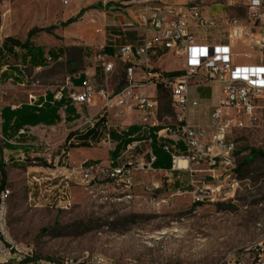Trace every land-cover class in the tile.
<instances>
[{"label": "rangeland", "instance_id": "rangeland-1", "mask_svg": "<svg viewBox=\"0 0 264 264\" xmlns=\"http://www.w3.org/2000/svg\"><path fill=\"white\" fill-rule=\"evenodd\" d=\"M67 1L0 0L2 40L30 39L46 50L65 49L64 55L51 60L47 67L27 69L23 84L2 80L0 73V112L5 105L36 100L47 91H78L70 75L86 67L99 68V23L84 17L90 11L102 10L103 5L100 1ZM196 1H201L203 14L219 24L212 29H196L197 36L206 35L210 41L226 35L230 19L246 18L243 9L228 7L226 0ZM248 51L234 49L240 54ZM239 62L249 64L251 60ZM153 64L164 72L180 68L174 56L162 51L153 57ZM93 78L96 89L119 90L126 84L125 67L118 63L107 77L99 70ZM157 90V118L163 124L174 125L176 115L170 112V95ZM149 93L154 96V89L150 88ZM66 126L72 127L59 123L55 128H29L23 140L28 142L27 152H12L3 148L0 118V162L5 163L6 155L25 161L5 163L6 188L10 190L9 233L15 240L34 245L36 260L90 262L98 258L102 264H228L235 260L251 264L257 247L261 245L264 253V157L252 153L254 149L264 152V113H258L251 126L234 131L237 162L246 160L238 172L241 182L226 200L214 202L195 200L189 176H184L185 184L179 186L167 182L164 175L138 168L131 197L114 199L90 194L77 179V184H71L72 206L62 208L55 201L58 188L53 186L58 180L49 179L52 172L56 169V174H61L85 161L106 166L110 158V146L105 143L63 154L68 151L64 146ZM14 142L11 140V144ZM147 147L127 152L120 163L147 162L143 157ZM65 164L66 169H61ZM32 174L42 177L40 185L31 179ZM192 179L198 181L196 185L208 180L199 172ZM13 263L8 258L0 259V264Z\"/></svg>", "mask_w": 264, "mask_h": 264}, {"label": "built area", "instance_id": "built-area-1", "mask_svg": "<svg viewBox=\"0 0 264 264\" xmlns=\"http://www.w3.org/2000/svg\"><path fill=\"white\" fill-rule=\"evenodd\" d=\"M134 2L138 5L136 14L124 22L122 30L138 31L141 39L136 46L126 43L119 50L126 60V84L114 91L108 87L96 89L86 81L81 91L69 92L67 96L74 104L98 106L88 123L93 128L98 121L104 120L105 129H100L102 143L113 142L110 129L126 130L132 125L138 129L131 135L133 141L125 151L115 160L109 159L106 166L85 161L67 169L66 164L62 165L61 169L66 170L61 174H56V169L52 172L49 179L58 180L53 186L58 188L55 201L64 209L72 206L71 184L77 179L80 180L78 185H84L90 194L114 199L131 197L136 185L134 171L138 168L164 175L167 182H177L179 186L185 184L184 176H189L197 202L224 201L241 182L233 134L235 130L251 126L257 114L264 113V0H226L228 7L243 9L246 18L230 19L226 35L212 41L206 35L195 34L196 29H212L219 25L216 19L203 14L201 1L188 0L182 4H162L160 0ZM3 44L0 34V49ZM235 48L249 51L240 54L234 52ZM161 51L178 60L177 74L166 75L154 66L153 57ZM252 51L259 54L253 55ZM240 59L251 60V63L241 64ZM96 61L106 74L115 69L106 53H98ZM212 84L219 90L216 105L194 115L201 99L193 93ZM159 85L170 95L176 115L174 125L163 124L157 118ZM150 88L154 89V96L149 93ZM62 91L61 88L56 93L57 98H61ZM26 131L27 128H23L19 134ZM154 141L170 156L169 169L154 167ZM142 145L148 146L143 153L147 162L138 165L131 161L120 163L127 152L140 150ZM67 152L63 151V154ZM10 159L6 155L5 163ZM182 161L186 162L185 166L180 164ZM198 172L207 176V182L195 184L198 181L192 178ZM31 179L40 185L42 177L32 174ZM9 196L8 188L0 191V259L8 258L14 261L13 264H102L98 258L90 262L36 260L34 245L15 240L9 233ZM253 254L251 264H264L261 245ZM228 264L241 263L233 260Z\"/></svg>", "mask_w": 264, "mask_h": 264}, {"label": "trees", "instance_id": "trees-1", "mask_svg": "<svg viewBox=\"0 0 264 264\" xmlns=\"http://www.w3.org/2000/svg\"><path fill=\"white\" fill-rule=\"evenodd\" d=\"M102 51L106 52L108 50L104 47ZM64 53L65 49L63 47L46 50L42 45L37 44L30 39L25 42H20L10 37H6L4 39L3 48L0 49L1 79H10L19 84L24 83L27 77V69L47 67L51 60H58L64 55ZM124 67H126V65H124ZM177 73V71L165 72L166 75H175ZM158 88L161 91L168 92L162 85H159ZM63 107H65L66 112L69 114L74 112L67 94L62 92L61 98L57 100L54 98V93L49 91L46 92L44 98L39 97L38 100L32 104L24 102L16 108H12L10 105L2 107L0 118L3 148L17 149L16 145H12L8 141L18 135L20 136L21 134H19V131L23 128L36 126L41 123L45 125H54L58 123L60 121L59 110ZM170 112L172 114L174 113L172 108L170 109ZM66 119L70 120V116H67ZM101 128L103 130L105 129L100 120L93 128L88 127L82 132H70L64 142L65 148L69 151L74 147H89L90 144L88 139L96 142L100 141L103 137V133L100 131ZM137 129L136 125H132L126 130H109L112 141L116 140L115 148L109 152L110 158L115 160L120 156V154L126 149L127 145L133 141L131 135ZM72 137L80 141L78 145L75 146L73 143H68ZM152 147L156 155V161L153 164L154 167L169 169L171 167L170 156L156 141L153 142ZM24 151L27 152V149ZM252 153L264 157V152L260 150L254 149L252 150ZM17 162L25 163L24 160L19 159H10L8 163L14 164ZM244 164H246V160L238 163V172ZM0 178L1 191L6 188V171L4 162H0ZM175 184H177V182Z\"/></svg>", "mask_w": 264, "mask_h": 264}, {"label": "crops", "instance_id": "crops-1", "mask_svg": "<svg viewBox=\"0 0 264 264\" xmlns=\"http://www.w3.org/2000/svg\"><path fill=\"white\" fill-rule=\"evenodd\" d=\"M83 1H89L90 3H93L95 1H100L103 5L102 10L90 11L89 15L84 17L85 19L91 18L94 22L99 23L98 30H99V34L101 38H100L99 45L97 46V48L99 49L98 53L103 52L102 51L103 48L106 47L108 51L103 52V53H106L109 56V58L114 62L115 65L118 63L122 65H126V60L125 58L121 57L119 50L121 46H123L126 43H130L136 46L140 42L141 33L138 31H134V30L124 32L122 30V25L124 24L126 20L135 16L136 11L138 9V5L135 4L134 0H83ZM187 1L188 0H160L162 4H182ZM96 67L97 66L86 67V69H83L78 72H73L70 75L69 79L71 80V83L74 85V87L78 91H81L86 81H89L90 84L92 85V80L94 79L93 77L98 75L99 70L103 73L105 77L109 75L103 71V68L100 65L98 66L100 69L99 68L97 69ZM218 92H219L218 87L214 84L210 86L202 87L198 90H195V93L193 94L198 95V97L201 99V105L199 108L193 111V114L194 115L202 114V112L216 105ZM39 97L44 98L45 95L39 96ZM38 98L36 100H29V101H24V102H28L32 104L35 101H37ZM54 98L57 100L60 99L56 97V93H54ZM24 102H20L19 104L15 106L10 105V104L9 105L12 108H16ZM70 104L72 105L74 112L69 114L66 112L65 107L61 108L59 110L60 121L58 123L54 125H45L41 123L36 126H28L27 130L29 128L38 129L40 127L55 128L56 125H58L59 123L61 124L65 123V125L69 124L72 127L67 128L66 126L67 133L65 134L64 142H65L67 135L70 132H75V131L80 132L79 130H82V129L83 131H85L89 127L88 122L91 121V119L93 118V114L98 109V106L87 107L84 104H74L71 102V100H70ZM67 116H70V120L66 119ZM101 121H102V124L104 125V120H101ZM128 121L129 120H127L126 122L129 123ZM25 138H26L25 134H21L20 136L18 135L15 138H13L15 139V142H14L15 144H12V145H16L17 149H10V150L12 152H18V151H24L25 149H28L29 147L27 148L25 146L26 144H28V142L23 141ZM13 139H10L8 142L11 144V140ZM79 142H80L79 140H76L74 137H72L68 143H73L76 146L79 144ZM88 142L90 146L93 145L94 143H97V144L102 143L100 141L98 142L92 141L91 139H88ZM115 145H116V140H113V142L109 144L110 149L108 151V154L110 151H112L115 148ZM89 147H82V146L74 147V148H71L68 152L69 154L71 153V151H73V153H76L78 150L88 149ZM109 159H112V158H109Z\"/></svg>", "mask_w": 264, "mask_h": 264}, {"label": "bare ground", "instance_id": "bare-ground-1", "mask_svg": "<svg viewBox=\"0 0 264 264\" xmlns=\"http://www.w3.org/2000/svg\"><path fill=\"white\" fill-rule=\"evenodd\" d=\"M181 165L185 166L186 165V162L185 161H182L180 162Z\"/></svg>", "mask_w": 264, "mask_h": 264}]
</instances>
